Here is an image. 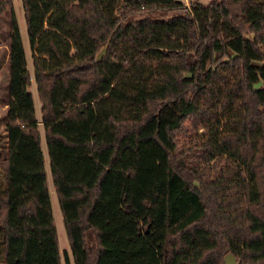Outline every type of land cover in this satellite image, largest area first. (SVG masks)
<instances>
[{
	"label": "trees",
	"instance_id": "1",
	"mask_svg": "<svg viewBox=\"0 0 264 264\" xmlns=\"http://www.w3.org/2000/svg\"><path fill=\"white\" fill-rule=\"evenodd\" d=\"M22 6L40 107L0 0V264H264V0Z\"/></svg>",
	"mask_w": 264,
	"mask_h": 264
},
{
	"label": "rangeland",
	"instance_id": "2",
	"mask_svg": "<svg viewBox=\"0 0 264 264\" xmlns=\"http://www.w3.org/2000/svg\"><path fill=\"white\" fill-rule=\"evenodd\" d=\"M181 1H183L187 5L190 3V0H181ZM199 1L206 3L208 0H199ZM14 2H15V8L17 10L16 12H17L18 20H19L20 27H21V32L23 34V42L25 46L27 64H28V68L30 71V75H31V84L29 86V89L33 94L36 113L38 114V117H39L40 104L37 99L36 86H35L33 73H32L30 49H29L26 34H25L22 0H14ZM8 22H9L8 13H5V15L0 17V162L7 157V151H8L7 137H6V131H5V121H6V111H7L6 102L8 100V53H9V23ZM39 128H40V133H41L42 149L45 155L46 169H47L48 176H49L47 152H46V146L44 142L41 122L39 123ZM186 139L187 138H184L183 140H186ZM0 177H2L1 172H0ZM49 179H50V176H49ZM50 196H51L50 199L52 200V209H53L54 219L56 223L59 249L61 252L69 251L65 231L63 228L62 220H61V215L59 212L55 193L52 189L51 183H50Z\"/></svg>",
	"mask_w": 264,
	"mask_h": 264
},
{
	"label": "water",
	"instance_id": "3",
	"mask_svg": "<svg viewBox=\"0 0 264 264\" xmlns=\"http://www.w3.org/2000/svg\"><path fill=\"white\" fill-rule=\"evenodd\" d=\"M224 264H239V263L236 261V258L231 252H227L224 255Z\"/></svg>",
	"mask_w": 264,
	"mask_h": 264
},
{
	"label": "crops",
	"instance_id": "4",
	"mask_svg": "<svg viewBox=\"0 0 264 264\" xmlns=\"http://www.w3.org/2000/svg\"><path fill=\"white\" fill-rule=\"evenodd\" d=\"M41 145H42V143H41ZM43 150V149H42ZM44 153V152H43ZM45 156V155H44ZM45 165H46V162H45ZM48 167H49V165H48ZM47 170V169H46ZM48 173V172H47ZM50 176V175H49ZM48 176V177H49ZM50 179H49V187H50ZM51 185H52V183H51ZM52 189H53V187H52ZM53 191H54V189H53ZM49 192H50V190H49ZM55 193V192H54ZM56 197V196H55ZM50 198H51V196H50ZM56 201H57V198H56ZM51 204H52V200H51ZM57 204H58V202H57ZM59 208V207H58ZM53 210V209H52ZM60 212V211H59ZM54 215V214H53ZM56 224V223H55Z\"/></svg>",
	"mask_w": 264,
	"mask_h": 264
}]
</instances>
